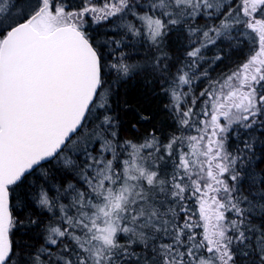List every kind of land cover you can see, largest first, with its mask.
<instances>
[{
    "label": "snow or ice",
    "instance_id": "snow-or-ice-1",
    "mask_svg": "<svg viewBox=\"0 0 264 264\" xmlns=\"http://www.w3.org/2000/svg\"><path fill=\"white\" fill-rule=\"evenodd\" d=\"M136 78L175 131L124 138ZM0 264H264V0H0Z\"/></svg>",
    "mask_w": 264,
    "mask_h": 264
},
{
    "label": "trees",
    "instance_id": "trees-1",
    "mask_svg": "<svg viewBox=\"0 0 264 264\" xmlns=\"http://www.w3.org/2000/svg\"><path fill=\"white\" fill-rule=\"evenodd\" d=\"M69 2L74 6L78 7L81 5V0H69ZM104 0H92V3L96 6L101 5ZM90 21V18H89ZM118 20H113V25L118 23ZM200 23H204V21H200ZM112 27V25H108L107 22H102L100 25H94L89 23V30L92 31L95 29L96 35L103 37L106 34V29ZM110 35V33H108ZM224 49V59L217 62L215 65L204 64V67H209L210 76L213 79H217L218 77L224 76L231 71L236 70L240 63H242L247 56L251 54L250 47L246 43L241 46L239 49L229 50L227 45L222 44L216 50L214 47L210 48V57L207 59L210 61L216 54L218 49ZM125 51H131L130 49H125ZM143 53V49L140 50ZM166 51L169 52L170 55L175 56V43H170L166 48ZM207 81H201L199 85H196V89H194V93L196 95L199 94V91L203 89L206 85ZM120 100H126L128 102V106L138 111L142 114L144 113H152L154 118L149 121H141L137 122V119L134 118L133 113H129L128 115H124L121 113L123 121H124V131L122 135L126 139H132L136 142H142L144 137L153 130V128L159 129L161 133L167 134L175 131V127L172 125L171 120L166 112H161L159 109L163 104L167 103L166 98H162L152 94L150 86H146L141 78H136L134 80L129 81L128 83L121 86L119 93ZM115 106V105H114ZM132 124H136L135 128H132ZM194 134V133H193ZM37 175L29 177V180H36ZM39 183V181H37ZM13 204V214L16 216H26L29 213L35 214L36 216H40L42 219H47L48 213L44 210L39 209L36 205H32L30 208L21 212L19 208L15 207V201H12ZM43 215L41 216V213ZM19 240V233L14 237Z\"/></svg>",
    "mask_w": 264,
    "mask_h": 264
},
{
    "label": "rangeland",
    "instance_id": "rangeland-1",
    "mask_svg": "<svg viewBox=\"0 0 264 264\" xmlns=\"http://www.w3.org/2000/svg\"><path fill=\"white\" fill-rule=\"evenodd\" d=\"M220 45H222V43H218L217 44V46L216 47H214V49L216 50ZM210 48H212V46H209L204 52H203V55L205 56V58H207V57H210ZM204 68H209V67H204ZM203 70V69H202ZM235 71V70H234ZM231 72H233V71H231ZM230 72V73H231ZM229 74V73H228ZM227 75V74H226ZM201 81H194L193 82V86H192V90H193V92H194V89H196V85H199V83H200ZM185 90H187V86H185Z\"/></svg>",
    "mask_w": 264,
    "mask_h": 264
}]
</instances>
